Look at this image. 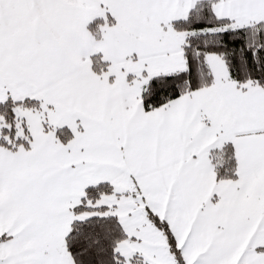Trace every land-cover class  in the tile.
I'll return each instance as SVG.
<instances>
[{
  "label": "snow or ice",
  "instance_id": "6c2138e0",
  "mask_svg": "<svg viewBox=\"0 0 264 264\" xmlns=\"http://www.w3.org/2000/svg\"><path fill=\"white\" fill-rule=\"evenodd\" d=\"M0 264H264V0H0Z\"/></svg>",
  "mask_w": 264,
  "mask_h": 264
}]
</instances>
